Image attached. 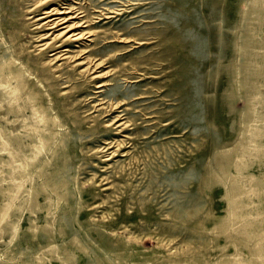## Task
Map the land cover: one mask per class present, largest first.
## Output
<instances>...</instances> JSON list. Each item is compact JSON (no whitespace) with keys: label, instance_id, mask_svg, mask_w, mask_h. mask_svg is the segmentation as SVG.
<instances>
[{"label":"rangeland","instance_id":"obj_1","mask_svg":"<svg viewBox=\"0 0 264 264\" xmlns=\"http://www.w3.org/2000/svg\"><path fill=\"white\" fill-rule=\"evenodd\" d=\"M76 2L93 32L59 58L45 44L55 28L43 23L57 16L43 18L49 1L0 0V128L21 155L41 143L11 238L0 221V264L254 260L257 240L217 223L230 183L221 153L249 119L252 0ZM17 87L19 109L7 111ZM248 162L264 181V159Z\"/></svg>","mask_w":264,"mask_h":264},{"label":"bare ground","instance_id":"obj_2","mask_svg":"<svg viewBox=\"0 0 264 264\" xmlns=\"http://www.w3.org/2000/svg\"><path fill=\"white\" fill-rule=\"evenodd\" d=\"M46 1L50 3L42 12L47 14L43 18L46 19L53 14L57 16L43 23L45 26L55 28L48 34L45 44L59 47L54 57H68L70 53L68 46L73 43L82 45L83 41L89 40L93 31L82 14L83 8L76 0ZM249 27L251 34L247 40L249 47L244 51L246 62L241 84L245 90L243 102L248 104L245 113L249 119L241 134L243 140L238 147L221 153L220 168L225 171L226 178H230V183L224 186V196L228 202L226 212L218 217L217 223L230 226L236 224L239 233L249 239H256V253L254 260L250 255L237 253L229 258V261L226 260L225 264H264V181L249 172L248 162V159H264V145L259 142V139L264 137V0H252ZM258 29L261 33L256 32ZM81 50L83 49L79 51ZM98 64L99 62H92L93 67ZM20 93V87L15 88L5 98L6 106L2 107L7 111H17L19 108L11 98ZM33 114L20 119L19 124L27 126L36 121ZM12 140V134L0 128V152L3 153V157L0 158V193L3 195V201L0 203V221H3L5 232L10 238L16 226L10 223L8 218L18 209L13 203L25 192V182L28 179L25 170L41 150V143L34 142L31 155H21L10 148ZM231 167L234 168L233 174L229 173ZM2 174H6L7 178L5 179ZM222 180L221 177H216V181ZM255 197L257 201H254Z\"/></svg>","mask_w":264,"mask_h":264}]
</instances>
